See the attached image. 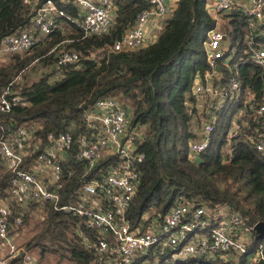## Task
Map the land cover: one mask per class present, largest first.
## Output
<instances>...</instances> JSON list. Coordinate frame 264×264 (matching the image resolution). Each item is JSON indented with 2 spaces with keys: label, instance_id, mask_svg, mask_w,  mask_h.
<instances>
[{
  "label": "trees",
  "instance_id": "16d2710c",
  "mask_svg": "<svg viewBox=\"0 0 264 264\" xmlns=\"http://www.w3.org/2000/svg\"><path fill=\"white\" fill-rule=\"evenodd\" d=\"M52 1L72 19L60 17L63 27L48 36L37 38L34 34L38 40L29 52L0 57V90L27 71L13 85L26 105L0 115V139L12 129L29 125H37L40 135L73 128L76 138L85 131L82 111L98 99L112 98L127 109L133 125L143 129L139 151L145 158L137 192L126 214L132 227L144 214L161 218L178 203L209 209L227 207L251 224L264 222V155L253 144L261 135L254 109L264 97V68L250 61L251 51L264 46L263 27L252 28L253 20L240 12L221 15L217 22L206 10L207 0H179L154 43L135 51L113 52L111 46L133 26L136 15L150 8L147 2L113 0L110 32L84 37L76 22L80 16L75 5L67 0ZM32 16L24 0H0V39L29 29ZM216 28L228 45L219 62L221 84L235 77L239 90L215 113L207 149L194 162L188 157V145L200 139L199 128L211 118L206 109H197L191 87L197 77L210 71L203 44L208 32ZM60 49L76 53L79 62L65 67L56 79ZM227 59L231 71L222 64ZM37 65L44 74L30 81L28 73ZM238 113L241 115L236 120ZM234 122L240 131L228 140ZM76 170L77 178L80 170ZM9 178L0 160L1 201L9 198ZM74 182L76 179L66 189L72 193L67 202L70 204L75 200ZM9 209L11 223L18 217L23 220L13 234L31 226L34 236L22 249L34 253L37 264H46L49 256L54 264H96L93 251L85 246V240L95 239L96 232L87 230L81 219L55 211L50 205L45 206L43 214L35 204L22 207L11 203ZM256 243L264 244V240ZM252 256L251 250L235 262L222 263L196 258L176 260L166 254L157 264H249ZM144 259L154 261L153 250ZM20 261L18 256L13 263Z\"/></svg>",
  "mask_w": 264,
  "mask_h": 264
},
{
  "label": "built area",
  "instance_id": "2783aa9c",
  "mask_svg": "<svg viewBox=\"0 0 264 264\" xmlns=\"http://www.w3.org/2000/svg\"><path fill=\"white\" fill-rule=\"evenodd\" d=\"M150 5L136 15L133 26L111 46L113 52L135 51L147 46L149 29L156 34L163 30L172 15L168 0H144ZM79 10L80 28L84 37L106 35L113 25V0H67ZM33 11L29 29L0 39V57L29 52L38 39L59 29L60 17L71 20L52 0H24ZM206 10L219 22L221 15L240 12L253 20L254 26L263 27L264 0H207ZM57 49V48H55ZM228 50L224 34L218 29L208 32L203 44L206 64L210 71L197 77L191 87V96L197 109L208 111L209 121L199 128L198 140L188 145L192 161L207 149L214 129L215 113L224 108L239 90L235 77L221 84L220 60ZM3 59V58H2ZM229 59L222 62L231 71ZM250 61L264 68V46L250 53ZM76 53L60 49L55 68L59 74L67 66L76 65ZM216 68H219L217 71ZM20 73L8 86L0 90V115H9L14 108L26 105L13 85L22 79ZM58 77V76H57ZM56 77V78H57ZM203 108V109H202ZM261 135L253 142L264 155V97L254 109ZM240 113L236 116L239 119ZM85 131L74 138L73 128L62 133L39 134L37 125L21 126L7 132L0 139V160L9 173L6 201L0 200V264H37L34 255L26 253L16 242L15 228L22 226V218L10 221L9 205L22 207L35 204L40 214L46 205L55 211L72 215L83 221L87 230L96 232L95 239L85 240L93 251L96 264H154L169 254L176 260L202 259L210 262L232 263L248 254L250 264H264V244L256 243L255 224L227 207L209 209L175 204L161 218L144 214L140 223L132 227L127 211L135 197L144 154L139 151L143 129L133 125L127 109L112 98H101L82 111ZM240 126L234 122L228 140L236 138ZM105 163V166L101 165ZM80 170V177L77 170ZM76 179L75 200L68 185ZM66 201L64 204H60ZM256 243V244H255ZM153 250L154 261L144 259ZM24 253V256L21 255Z\"/></svg>",
  "mask_w": 264,
  "mask_h": 264
},
{
  "label": "rangeland",
  "instance_id": "374dc122",
  "mask_svg": "<svg viewBox=\"0 0 264 264\" xmlns=\"http://www.w3.org/2000/svg\"><path fill=\"white\" fill-rule=\"evenodd\" d=\"M1 57L6 59L8 56L4 55V56H1ZM43 74H44V69L42 67H40L39 65H37L36 67L31 69V71L28 73V77H29L30 81H36L40 77H42ZM56 75L59 76L56 79H59L61 77L60 74H58V73H56ZM52 80H53V78L50 79V81H52ZM232 127H233V124H232ZM29 229H31V226L29 228L25 227V229L21 232V234L19 232H17L16 242H17V244H18V246L20 248H22V246H24L23 244L26 241L30 240L34 236V232H31ZM0 253L2 254L1 251H0ZM33 255L36 257V255L34 253H33ZM48 258H49V260H48V262L46 264H54L53 258L51 256H49ZM159 259L157 260V262H154V264H157Z\"/></svg>",
  "mask_w": 264,
  "mask_h": 264
},
{
  "label": "crops",
  "instance_id": "0c3cea01",
  "mask_svg": "<svg viewBox=\"0 0 264 264\" xmlns=\"http://www.w3.org/2000/svg\"><path fill=\"white\" fill-rule=\"evenodd\" d=\"M178 1L179 0H168V2H167L168 4L167 5L170 7L172 12L175 9L176 4H177ZM237 1L242 2V1H245V0H237ZM158 36H159V34H156L155 32H152L151 29H149L148 34H147V38H146L147 44L149 45V44L154 43L157 40ZM226 46L228 48L227 44H226ZM249 264H250V261H249Z\"/></svg>",
  "mask_w": 264,
  "mask_h": 264
},
{
  "label": "water",
  "instance_id": "95a60500",
  "mask_svg": "<svg viewBox=\"0 0 264 264\" xmlns=\"http://www.w3.org/2000/svg\"><path fill=\"white\" fill-rule=\"evenodd\" d=\"M216 70L218 71L219 68H216ZM255 237L254 239L256 241H261L264 240V222H258L255 225ZM24 256V253L21 255V257Z\"/></svg>",
  "mask_w": 264,
  "mask_h": 264
}]
</instances>
